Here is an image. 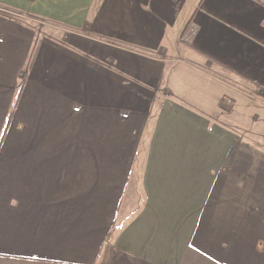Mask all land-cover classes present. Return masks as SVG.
Returning a JSON list of instances; mask_svg holds the SVG:
<instances>
[{
	"label": "crops",
	"instance_id": "obj_1",
	"mask_svg": "<svg viewBox=\"0 0 264 264\" xmlns=\"http://www.w3.org/2000/svg\"><path fill=\"white\" fill-rule=\"evenodd\" d=\"M26 7L62 31L0 17V264H264V0Z\"/></svg>",
	"mask_w": 264,
	"mask_h": 264
},
{
	"label": "rangeland",
	"instance_id": "obj_2",
	"mask_svg": "<svg viewBox=\"0 0 264 264\" xmlns=\"http://www.w3.org/2000/svg\"><path fill=\"white\" fill-rule=\"evenodd\" d=\"M35 1L36 0H0V17L16 23H20L28 28L33 29L37 33L39 38H41L45 34H48L52 37L57 36V34L62 31V26L54 25L53 27L57 28L52 27V29L49 30L50 28H48L47 26L49 22L46 21V19L39 18L37 16H34L31 12H27L28 10L26 6L34 3ZM18 3L22 5H18ZM16 6H21L22 8H17ZM15 92L17 93V90H15L14 93ZM13 97L15 98V96ZM4 131L5 127L3 129L2 136L5 134ZM1 139L2 137L0 138V142ZM244 142L247 143L245 146H247L248 148H252L254 150L256 149L258 152H261L264 155V136L250 132L246 137H244ZM139 179L140 174L134 162V166L132 168L130 176V188L125 193L123 203L118 209V214L115 218L114 229L112 231L113 233L127 226L136 217V215L142 208L141 204L144 200V194L139 186Z\"/></svg>",
	"mask_w": 264,
	"mask_h": 264
},
{
	"label": "trees",
	"instance_id": "obj_3",
	"mask_svg": "<svg viewBox=\"0 0 264 264\" xmlns=\"http://www.w3.org/2000/svg\"><path fill=\"white\" fill-rule=\"evenodd\" d=\"M12 115H13V110L10 112L8 120H7L6 125H5V131H4L5 134L7 133L8 129L10 128V124H11L12 117H13ZM5 134L2 136V140H3L4 136H5ZM0 147H1V145H0Z\"/></svg>",
	"mask_w": 264,
	"mask_h": 264
}]
</instances>
